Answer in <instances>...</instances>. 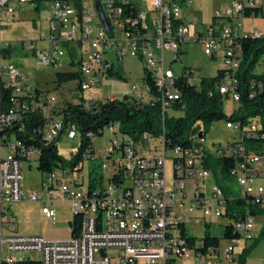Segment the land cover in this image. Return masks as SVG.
<instances>
[{
	"label": "built area",
	"instance_id": "obj_1",
	"mask_svg": "<svg viewBox=\"0 0 264 264\" xmlns=\"http://www.w3.org/2000/svg\"><path fill=\"white\" fill-rule=\"evenodd\" d=\"M34 1L0 0V33L11 22L8 17L13 12ZM96 2L100 3L108 31L96 10ZM140 3L147 4L144 10ZM140 3L53 0L48 9L47 35L17 45L41 68L65 65L69 73H77L67 97L59 99L58 95L33 86L29 76L12 65L0 68L2 88L8 91L0 99V264H175L177 261L238 264V247L254 239V217L247 209L242 211L231 203L236 198H249L253 205L263 204L264 189L256 183L264 179V171L259 169L263 161L239 159V171L230 174L240 189L237 196L225 195L207 168V158H239L237 148L245 144L244 139L257 138L259 120L226 121L225 128L236 131L237 136L227 144H217L213 155L203 148L202 132L190 136L188 147H168L164 128L158 137L144 133L134 140L122 133L117 124H110L101 134L106 132L110 137L104 153L95 152L97 138L88 135L91 146L83 156L81 168L73 172L58 169L44 175L41 193L22 190V163L36 162L38 151L14 136L8 139L7 131L16 127L22 130L29 116L27 112L40 113L45 119L40 133L46 144L57 143L63 134L69 140L78 139L75 128L66 127L55 108L63 99L81 103L79 90H88V103H81L85 109L117 100L105 94L103 87L109 77L122 78L116 65L125 57L141 62L144 74L153 81L156 90L153 94L143 77L142 87L135 86L127 98L140 105L157 104L163 121L167 110L174 111V107L183 105L178 81L199 90L205 79L194 77L191 69L176 74L165 66V51L179 55L182 45L190 42L200 43L203 54L211 60L220 59L217 71L220 77L212 83L209 95L230 97L238 104L236 75L242 60V41L264 37V5L257 0H231L223 13H216L207 27L197 30V20L183 14L176 0ZM191 8L189 0L187 11ZM246 10L250 11L248 16ZM253 10L260 11V15ZM257 18L263 21L261 30H244L246 19ZM12 46L0 37V50ZM258 88L264 89V82H259ZM91 155H104L111 164L113 178L104 183L103 190L110 194V202H102L94 191L83 195L82 170ZM167 165L171 171L169 181ZM211 176L214 183L206 192V182ZM24 201L40 204L47 219L56 217L52 203L67 202L73 218L74 210H88V225H81L78 241L46 242L39 236L18 235L10 208ZM222 220L225 221L222 224L234 225L236 239L223 240V232L218 236L207 229V222ZM180 221H193V230H180ZM189 232H196L197 243H190ZM206 235L219 239L218 245L207 246Z\"/></svg>",
	"mask_w": 264,
	"mask_h": 264
},
{
	"label": "trees",
	"instance_id": "obj_2",
	"mask_svg": "<svg viewBox=\"0 0 264 264\" xmlns=\"http://www.w3.org/2000/svg\"><path fill=\"white\" fill-rule=\"evenodd\" d=\"M78 1V0H72ZM258 16L260 11L253 10ZM250 11H245L248 16ZM11 49H1L0 58L8 57ZM73 57V53L69 52ZM264 55V37L261 39H248L242 41V60L237 72L239 102L237 109L229 116L223 112V103L227 99L226 96L217 94L209 95L212 83L220 76L217 75L211 79H203L201 89H194L183 80L178 81V87L182 93L183 105L174 107V111H183V116L179 118H167L164 116L162 120L161 109L157 104L140 105L130 101L128 98L122 100L108 101L99 104L92 109L83 108V100L81 103L63 99L55 108V113L62 117L66 127H74L78 133V148L76 154L69 162H66L59 154L56 143L46 144L41 137L40 130L45 123L44 117L40 113L30 114L27 112L28 118L24 123L22 130L19 127L7 131V138L14 136L15 140L21 141L22 144L33 147L38 151L37 170L43 175L50 174L55 170H69L71 172L81 168L83 164V156L89 152L91 146L88 135L94 138L101 137L104 129L110 124H117L122 133L136 140L142 134L148 133L153 137H158L164 128L166 145L168 147L181 146L188 147L190 144V136L195 132L204 134L212 123L219 121H252L259 120L260 129L255 132L257 138L244 139L246 158H258L263 160L264 150L260 148L247 149L246 145L258 143L264 146V89L258 88L259 82H264L263 74H254L253 69L258 64L260 57ZM77 77V73L59 72L55 74L57 84L65 83ZM145 79L153 94L156 93L155 84L144 74ZM8 95V91L2 88L0 81V99H4ZM2 139V135H0ZM5 142V141H4ZM93 156V155H92ZM240 158L223 156L215 159L211 156L207 158V168L214 174L216 182L228 195L226 187L223 185L225 179H231L230 174L238 168ZM243 160V159H240ZM87 161H93L88 158ZM97 167L91 166L88 172V185L86 187V195H90L91 191L99 193L103 190V182L107 179L105 174L97 172ZM101 175V176H100ZM113 178V177H112ZM232 206L238 207L240 210H248L253 217L264 216V209L259 205H253L249 198H236L231 203ZM81 218V219H80ZM81 225H87L85 219L81 215H76L69 223L71 228V240L78 241V235ZM219 228V221L215 223H207V229ZM191 225H181L180 230H186ZM223 232L221 239L232 240L238 236L234 232V225L221 224ZM261 236H264V226ZM190 243H197L193 238H189ZM207 246H217L219 239L211 238L209 235L205 237ZM249 250H244L239 257L238 264H244Z\"/></svg>",
	"mask_w": 264,
	"mask_h": 264
},
{
	"label": "rangeland",
	"instance_id": "obj_3",
	"mask_svg": "<svg viewBox=\"0 0 264 264\" xmlns=\"http://www.w3.org/2000/svg\"><path fill=\"white\" fill-rule=\"evenodd\" d=\"M135 1V0H134ZM139 3L141 0H136ZM187 1L179 3L180 0H176L179 4L183 14L190 15L197 20L198 29L203 30L210 24L211 17L214 15L223 13L229 6L226 5L224 0H190L192 8L187 11ZM53 0H35L34 5L24 6L26 8L16 14L14 22L1 32V40L4 43H12V52L8 57L0 58V68L12 65L29 76V82L43 91H48L50 94L58 95L59 99L68 96V90L71 89L75 83L77 77H73L71 80L57 84L55 80V74L59 72L70 71L65 65L57 68H41L39 67L34 58L22 52L18 44L21 42H34L39 39V36L47 35L48 33V13L47 9ZM147 4L140 3L139 6L142 10L145 9ZM37 6L35 10L33 7ZM10 18V17H8ZM35 25L36 27H34ZM247 28V31H251L254 28L262 29L263 21L260 18L256 20L246 19L243 23ZM37 36V37H36ZM36 37V38H35ZM164 63L166 67H170L171 70L180 74L184 69H191L194 77H203L205 79H211L217 76V71L220 67L219 60H211L205 56L202 52L200 43L190 42L183 44L181 47V53L175 55L171 51H165L163 54ZM176 60L171 66L170 64ZM121 79L117 77H109L106 79L103 87L105 94L112 95L120 100L126 96L129 97L133 92L135 86L142 87V78L144 77L143 66L141 62L136 58L125 57L119 65ZM74 71V70H73ZM254 74L264 73V55H262L258 61V64L253 69ZM47 92V93H48ZM83 96V94H82ZM237 104L229 97L224 100L223 112L226 116H229L233 111L237 109ZM167 118H179L183 116V111L167 110L165 113ZM203 148L207 154L213 155L214 148L217 144H227L237 136V132L234 130H227L225 128V121H219L212 123L204 133ZM110 137L106 132L94 141V149L97 154L104 153L110 145ZM57 150L60 156L69 162L76 154L79 145L78 139L69 140L64 134L61 139L57 141ZM247 149L260 148L264 150V146L254 143L253 145H246ZM101 156V155H100ZM104 156V155H102ZM105 158V157H104ZM99 159L93 161H87L84 163L82 173L83 177V189L88 185V172L91 166L100 168L101 165ZM30 164V168L28 167ZM101 169V168H100ZM97 172L102 175L105 174V178L112 174L111 170H99ZM102 172V173H101ZM100 175V176H101ZM22 176V190L26 193L37 192L41 193V180L44 175L37 170V163L31 161L30 163H22L21 166ZM166 176L168 181L170 180L171 171L170 166L167 165ZM106 181L103 182V186ZM214 183L213 176H211L206 182V192L209 191L211 184ZM264 184V182L262 183ZM223 185L226 187L228 193L240 195V189L234 179H225ZM51 208L56 211V217L54 219H47L41 213V205L34 202L24 201L12 205L10 208V217L15 219V233L22 236H39L46 242H66L71 239V228L69 223L72 221V214L70 211L69 203L64 201H57L51 204ZM8 219V217H7ZM259 219L254 220L255 224L259 223ZM225 222L222 220L219 223ZM186 230H193V227H187ZM223 227L212 229L213 235H220ZM189 238H193L197 241L196 232H189ZM175 264H197L195 261H177Z\"/></svg>",
	"mask_w": 264,
	"mask_h": 264
},
{
	"label": "crops",
	"instance_id": "obj_4",
	"mask_svg": "<svg viewBox=\"0 0 264 264\" xmlns=\"http://www.w3.org/2000/svg\"><path fill=\"white\" fill-rule=\"evenodd\" d=\"M224 1H225L226 5L231 3V0H224ZM257 1L261 2L264 5V0H257ZM31 5H34V2ZM33 8L36 10L38 7L34 6ZM23 9H26V8L20 7L15 12L12 13V15L10 16L11 22L6 24L4 26V28L2 29V31L4 29H6L9 26V24L14 22V20L16 19V17H15L16 14L19 13ZM48 9H49V7H48ZM48 9H47V13H48ZM212 20H213V17H211L210 23L212 22ZM33 26L36 27L35 25H33ZM243 27H244V30L247 31V28L245 27V25H243ZM262 27H263V25H262ZM254 29H257V28H254ZM257 30H259V29H257ZM0 35H1V33H0ZM12 43H14V42H12ZM12 43H10V44L12 45ZM260 161H263V163L259 166V169L264 171V156H263V160H260ZM263 182H264V179H259L256 183L259 186L263 187V189H264V184H262ZM229 194L235 195L232 193H229ZM261 207L264 209V202L261 205ZM255 219H259L260 221L258 224H255V226L253 227L254 239L250 242H246L245 244L238 247V249H237V251L239 253V257L244 250H249V253L247 254V257L245 259L244 264H264V236H261L262 228L264 226V216H256V217H254V220ZM222 244H224V242H222ZM238 261H239V258H238Z\"/></svg>",
	"mask_w": 264,
	"mask_h": 264
},
{
	"label": "bare ground",
	"instance_id": "obj_5",
	"mask_svg": "<svg viewBox=\"0 0 264 264\" xmlns=\"http://www.w3.org/2000/svg\"><path fill=\"white\" fill-rule=\"evenodd\" d=\"M83 94V96H82ZM79 95L81 96L83 103H88V90H79ZM0 135H2V133H0ZM2 140V139H0ZM245 146L243 144H240V147L237 148V157H239L240 159H243L244 161L247 162H260V159L254 157V158H246L245 157ZM88 153V152H87ZM231 157H235V156H231ZM91 159L92 160H96L99 159V161H101V165L99 166L102 170H111V164L107 162L106 157L104 158V156H100V155H91ZM112 174H109V176L107 177V179L105 180L107 183V180L113 177V170ZM237 171H239V163H238V168L233 171L232 173H237ZM83 177H81V186H83ZM104 190V188H103ZM103 190L99 193H94L95 197H99V199L102 200V202H110V194H108L107 192H103ZM83 195H86V188L83 189ZM76 215H81L84 217L85 222L88 225V210H74V216ZM218 221H209L207 223H215ZM193 224V221H180V226L181 225H191Z\"/></svg>",
	"mask_w": 264,
	"mask_h": 264
},
{
	"label": "water",
	"instance_id": "obj_6",
	"mask_svg": "<svg viewBox=\"0 0 264 264\" xmlns=\"http://www.w3.org/2000/svg\"><path fill=\"white\" fill-rule=\"evenodd\" d=\"M95 7H96V10L99 14V17L101 18L102 22H103V25L105 26L106 30L108 31V25L106 23V20L104 18V15H103V12H102V9H101V6H100V3L99 2H96L95 3ZM173 63H171L170 65H172Z\"/></svg>",
	"mask_w": 264,
	"mask_h": 264
}]
</instances>
